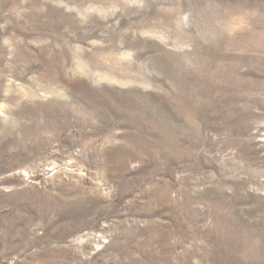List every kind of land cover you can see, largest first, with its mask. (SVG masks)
Here are the masks:
<instances>
[{
    "label": "rangeland",
    "instance_id": "obj_1",
    "mask_svg": "<svg viewBox=\"0 0 264 264\" xmlns=\"http://www.w3.org/2000/svg\"><path fill=\"white\" fill-rule=\"evenodd\" d=\"M0 264H264V0H0Z\"/></svg>",
    "mask_w": 264,
    "mask_h": 264
}]
</instances>
